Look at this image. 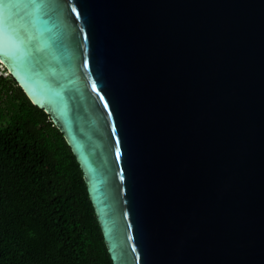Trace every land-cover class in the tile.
I'll list each match as a JSON object with an SVG mask.
<instances>
[{
  "label": "water",
  "instance_id": "1",
  "mask_svg": "<svg viewBox=\"0 0 264 264\" xmlns=\"http://www.w3.org/2000/svg\"><path fill=\"white\" fill-rule=\"evenodd\" d=\"M0 39L114 264H264V0H0Z\"/></svg>",
  "mask_w": 264,
  "mask_h": 264
},
{
  "label": "trees",
  "instance_id": "2",
  "mask_svg": "<svg viewBox=\"0 0 264 264\" xmlns=\"http://www.w3.org/2000/svg\"><path fill=\"white\" fill-rule=\"evenodd\" d=\"M0 103V264H114L64 133L9 72Z\"/></svg>",
  "mask_w": 264,
  "mask_h": 264
},
{
  "label": "snow or ice",
  "instance_id": "3",
  "mask_svg": "<svg viewBox=\"0 0 264 264\" xmlns=\"http://www.w3.org/2000/svg\"><path fill=\"white\" fill-rule=\"evenodd\" d=\"M16 38L18 40H23L26 44L28 42H30V40L32 39V37L28 36L26 32H24L23 35H21L19 32L16 33ZM7 48V43L5 40L0 39V49H6Z\"/></svg>",
  "mask_w": 264,
  "mask_h": 264
},
{
  "label": "rangeland",
  "instance_id": "4",
  "mask_svg": "<svg viewBox=\"0 0 264 264\" xmlns=\"http://www.w3.org/2000/svg\"><path fill=\"white\" fill-rule=\"evenodd\" d=\"M0 74H4V75L8 74V72L5 71V68L2 66L1 63H0ZM0 110H4V105L2 103H0ZM6 118L7 117L1 118L0 123L4 122Z\"/></svg>",
  "mask_w": 264,
  "mask_h": 264
}]
</instances>
